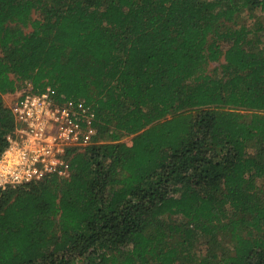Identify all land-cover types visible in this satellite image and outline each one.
Here are the masks:
<instances>
[{
	"label": "trees",
	"instance_id": "trees-1",
	"mask_svg": "<svg viewBox=\"0 0 264 264\" xmlns=\"http://www.w3.org/2000/svg\"><path fill=\"white\" fill-rule=\"evenodd\" d=\"M259 12L0 0V155L16 125L5 95L23 86L97 116L68 176L0 187V264H264Z\"/></svg>",
	"mask_w": 264,
	"mask_h": 264
},
{
	"label": "built area",
	"instance_id": "built-area-1",
	"mask_svg": "<svg viewBox=\"0 0 264 264\" xmlns=\"http://www.w3.org/2000/svg\"><path fill=\"white\" fill-rule=\"evenodd\" d=\"M16 125L0 155V187H18L49 175L68 176L71 148L86 147L97 134V116L83 102H59L49 89L27 86L12 105Z\"/></svg>",
	"mask_w": 264,
	"mask_h": 264
},
{
	"label": "rangeland",
	"instance_id": "rangeland-1",
	"mask_svg": "<svg viewBox=\"0 0 264 264\" xmlns=\"http://www.w3.org/2000/svg\"><path fill=\"white\" fill-rule=\"evenodd\" d=\"M259 15H260V18L262 20H264V13L262 12H259ZM30 28H27V30H29ZM219 63L218 62H212L210 65H209V69H213L215 66H217ZM29 86V85H27ZM27 86H23L22 90H19L17 91L16 93H10V94H6L5 95V101L7 104L9 105H13L16 100H17V97L20 95V93L23 92V90L27 87Z\"/></svg>",
	"mask_w": 264,
	"mask_h": 264
}]
</instances>
